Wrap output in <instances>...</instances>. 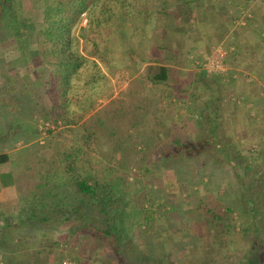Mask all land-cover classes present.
I'll return each mask as SVG.
<instances>
[{"label":"rangeland","instance_id":"374dc122","mask_svg":"<svg viewBox=\"0 0 264 264\" xmlns=\"http://www.w3.org/2000/svg\"><path fill=\"white\" fill-rule=\"evenodd\" d=\"M49 1L9 0L16 18H33L36 29L41 27L39 17L42 8ZM165 1L164 6L163 1L155 5V0H125L122 6L116 5L121 10L107 18L108 24L94 27L98 32L89 34L98 45L93 46L91 40L81 41L80 48L83 49L85 57L96 56L92 59L98 64L100 76L91 84V76L95 73L92 66L87 65L83 77L76 79L74 94L83 92L84 96L78 100L72 98L73 101L68 107L71 118L79 117L75 124H65L63 121L56 124L47 122L31 108L29 110V106L34 103L41 102L46 107L51 104L46 94V80L36 79L33 76L34 70L32 75V69L29 70L30 77H26L25 81L22 79L27 73L25 66L32 64L31 58L19 50L17 40L22 35L18 28L8 29L10 20H1L0 87L4 85L8 89H24L18 94L19 102L11 95L0 94V124L6 127L0 128V153L6 152L12 159L9 167L17 182L16 200L12 202L14 220L29 226L37 225L28 222L30 203L28 205L27 187L31 182L19 177L28 175L35 176L38 181L58 182L63 178L64 154L68 151L78 150V165L85 173L99 179H104L107 175L112 182H119L118 177H121L123 181L119 186L120 190L115 194L114 199L117 200L112 204L124 208L117 215L121 248L117 250L107 239L102 238L101 241L100 235L87 228H84L85 235H70V230L62 227L60 231L66 237L62 236L61 241L64 242L60 243V247L51 248L49 252L44 248L46 258L49 259L51 253L57 264L60 261L62 264H206L208 262L200 259L204 253L202 245L205 243L207 246L206 253L211 246L207 235L205 236L208 229L184 212L194 210L195 203L200 198L216 208L230 206L234 211L232 218L236 222V229L242 227L241 224L249 228L245 234L240 231L232 238L235 243L234 250L237 249L239 253L234 256V252L220 248L217 262L264 264V0H253L257 14H250L251 19H247V22L244 20L246 24L255 21L243 27L248 28L247 32H241L243 35L238 32L234 43H219L223 45L224 52L227 51L222 65L228 70L223 72L211 67V63L221 59V53L210 52L218 44L217 38L212 37L211 41L203 43L196 38V32L191 33V39L188 37V41L179 44L183 47L176 49L181 50L180 53L171 54L173 58H162V53L171 52L169 49L172 38L166 37L169 33L166 26L171 21L169 17L172 8L169 4L174 1L181 3L183 0ZM233 8L232 6L231 10L237 20H243L239 9ZM158 10L166 11L169 16L157 13ZM119 13L126 15L123 23L118 18ZM248 13L250 12L247 11ZM212 22L215 23V20ZM86 25L87 17L84 16L80 26ZM138 25L141 31L135 33ZM207 27L211 29L214 25L210 22ZM75 35L80 36L78 28ZM175 37L173 36L175 41L180 39L179 36ZM199 41L200 47L197 50L195 44ZM227 45L233 46L234 52L230 54ZM254 46L257 47L256 52ZM30 47H35L33 39L30 40ZM199 50L202 51L201 54ZM151 51L155 54L150 60L153 61V67L158 64L169 66L170 75L184 80L185 86L189 81L199 79L205 88L201 93V96L205 95V100L198 98V93L191 92L185 86L174 89L173 100H158L161 103H157L154 113L152 111L157 116V125L162 124L166 109V114L172 116L181 115L183 111V115L191 120L190 127L184 130L186 136L180 135L179 127L172 128L176 122L181 123L180 116L176 122L171 121L169 130L173 129L170 133L174 138L171 142L167 141V144H164V137L161 136L156 137L154 144L147 131L140 127L145 123L144 116L148 114L145 109L148 98L140 97L141 88L136 86L141 79L148 80L149 72H145L148 69L146 67L143 69L144 74L134 77L131 71L132 61L133 58L138 59V55L148 56ZM150 63L144 62L143 65ZM179 68L183 73L176 75L175 69ZM149 71L151 73V68ZM8 75L12 76V84H7ZM26 91L31 94L29 103L27 99H23ZM195 94L197 98L194 97ZM211 96L219 101L212 104L209 99ZM187 101L191 104H186ZM203 101L208 103L203 105ZM22 102L28 109L20 110L15 107L16 103ZM88 103H93L92 108L85 111ZM97 111L108 126L124 123L127 125L128 122L137 124L129 134L113 135L106 130L103 133L98 132L91 141L90 149H86V132L82 124L85 121L92 123V120H88ZM231 112L234 118L230 123L224 114L230 117ZM207 116H215L214 128ZM218 117H222L221 120ZM14 118L18 119L20 126H14ZM192 122L197 129L193 135L188 136L187 133H191L189 130L195 128ZM35 128L37 132L34 133ZM19 131L23 134H19L20 138L17 140ZM206 149L211 151H205ZM222 152L226 154L225 157ZM236 163L237 169H234L232 166ZM250 207L254 211H249ZM110 210L111 207L107 209ZM39 211L44 212L41 209ZM87 214L92 218L95 229L105 227L104 215L96 208L91 207ZM147 214L152 215L154 220L148 223L149 235L146 241L142 238L143 231L147 230L144 222V215ZM41 225L50 227L51 230L55 228L51 223L39 224ZM74 226L71 231H76ZM30 233L35 234L31 231ZM40 234L38 237L46 241V247H52V232L46 231L42 237ZM144 241L145 244L148 243V249H144ZM34 264H44V260L39 259Z\"/></svg>","mask_w":264,"mask_h":264},{"label":"trees","instance_id":"16d2710c","mask_svg":"<svg viewBox=\"0 0 264 264\" xmlns=\"http://www.w3.org/2000/svg\"><path fill=\"white\" fill-rule=\"evenodd\" d=\"M124 1L125 0H50L49 3L42 8L39 17L41 27L36 29L33 18L17 19L11 2H9V0H0V23L1 20L4 21L5 19H9L11 24H9L7 28H18L22 35L21 38L17 40L19 50L21 53L28 55L33 64L29 63L25 66L27 68V73L22 79L25 81L26 77H30L29 70L32 69V75L34 70L35 75L33 76L36 79L46 80V94L51 104L46 107L41 102L34 103L32 106L30 105L31 107L29 106V110L31 108L33 112H36L47 122L55 124L58 121H63L65 124L77 123L79 117L71 118L70 116L72 115H69L70 109L68 108L73 101L72 98H77L76 100H78L84 96L83 92L74 94L77 86L75 83L76 79H81L83 77L82 74L87 65H91L95 73L91 76V84L96 82L98 75L100 76L98 64L92 59L96 56L90 55L92 58L85 57L83 49L80 48V43L82 40L86 39L91 40L93 46L98 45L97 41L92 39L89 34H91V32L92 34L97 33V27L102 24H108L107 18L111 17V14L114 12H119L121 10L120 8H116V5L117 7L122 6ZM161 1H163L162 3L165 6V0H155V5ZM157 13L169 16L166 11L158 10ZM118 15V18L122 19V23L123 19L126 21V15L120 13ZM84 16L87 17V25L85 27L80 26ZM91 27L93 28L91 29ZM77 28L80 31L79 37L75 35ZM138 28L139 25L135 28V33L141 31ZM32 32L34 34H32ZM143 34L144 32L142 30V35ZM31 39H33L35 43L33 49L30 47ZM153 55H155L154 51H151L148 56L143 57L138 55V59L133 58V68L131 69L133 74L139 70L144 62H151L150 64H153V61H150ZM128 58L131 59L130 56ZM157 66V68L156 66L153 67V65L150 66L151 73L153 69H156L155 73H152V76L148 79L152 82H166L169 79L168 67L163 64H158ZM6 81L7 84H12V76L8 75ZM88 82L89 81H87L86 84H88ZM4 87V85L0 87V94L11 95L19 102V98H17L18 94H21L20 91L24 89H15L13 87L8 89ZM30 95V91H26L23 97L24 100H28V103L31 102ZM23 104V102L19 104L16 103L15 107L20 110L25 108L28 109L27 106ZM88 104L89 106L85 111L92 108L93 103ZM2 109L4 108L2 107ZM29 113L31 114V112ZM154 118L157 119V116H154ZM91 120L92 123H87L85 121V123L82 124L86 132L84 137L86 149H90L91 141L96 134L103 133L105 130L108 134L113 135H118V133L129 134L130 130L137 124L128 122L127 125L124 123V125L113 124L108 126L106 125L105 119L102 120V115L99 111L91 115L88 121ZM15 125H21L18 119L14 120V126ZM104 125H106V127H104ZM0 128L6 129V127L1 124ZM8 130L12 132L11 129ZM35 131L37 132L36 128L34 129V133ZM21 133L23 134L21 131L17 133V140L20 138L19 134ZM203 152L205 151H202V153ZM223 155L224 157L226 156L224 153ZM77 157L78 150L68 151L64 154L65 164L63 178L59 179L58 182L50 180L38 181L35 176L28 175L19 177L22 180H27L28 183L31 182L27 187V193L29 195L28 205L30 203L28 206V222L33 224L36 223L37 225L41 223H51L55 225V228L65 227L70 230V235H77L80 233L85 235L84 228H87L97 233V235H100L101 241H103L102 238L107 239V241L114 244L116 249L119 250L122 241L121 231H119L117 225L119 222V217H117V215L121 213L124 208L113 206L112 204L117 200L114 198L115 194L120 190L119 186L123 182L122 178L118 177L119 182H112L107 178V175L104 179H99L94 175L87 174L83 171L82 167L78 165ZM8 160L9 156L6 153H0V164L6 163ZM232 167L237 169V163L233 164ZM13 181L17 184L14 178ZM242 189L244 190V188ZM196 203L194 210L191 212H184L187 213L189 217H193L196 223L206 225L208 229L205 236L207 235V240L210 241L211 246L208 247V252L206 253L207 246H205V243L202 245L204 253L200 260L208 262L206 264H219L216 258L220 248H225L228 252L231 251V253L234 252V256H236L239 251H237V249L234 250L233 245H235V243L232 241V238L234 234L240 231L245 234L249 228L241 224L242 227L236 229V222L232 218L234 211L228 205H226V207L221 206V208H216L209 205L207 200H203L202 198L197 199ZM91 207L96 208L101 215H104L105 227L103 229H95L93 227L91 222L92 218L87 214ZM110 207L111 210L107 211ZM40 209L44 210V212H40ZM250 210L254 211L253 207H250L249 211ZM243 215L244 214H242V217ZM153 220L154 218L152 215H144V222L146 223L147 230L143 231L144 235L142 240L147 241V236L149 235V232H147L148 223ZM245 220L244 222L247 224V219ZM78 222H82V224H77ZM73 224L77 225L74 226ZM72 226H74L76 231H71ZM143 246L144 249H148V243L145 244V241ZM38 260V257L34 255L31 256V264H34ZM62 263L63 262L60 261L58 264ZM137 264H141V262Z\"/></svg>","mask_w":264,"mask_h":264},{"label":"crops","instance_id":"0c3cea01","mask_svg":"<svg viewBox=\"0 0 264 264\" xmlns=\"http://www.w3.org/2000/svg\"><path fill=\"white\" fill-rule=\"evenodd\" d=\"M174 2H171L169 4L170 7L172 8L170 10L171 16L169 17V19L171 18V21H170V24L166 26L169 29L168 30L169 33L166 31L168 33L166 34V37L167 39L172 38L170 49H169L171 52L168 51L165 54L162 53L163 59L167 57L173 58L171 54L180 53L181 50L179 51L176 50L177 48L178 49L183 48V47H180L179 44L182 45L184 41H188L187 40L188 37H190L191 39L192 38L191 33L196 32L195 34L198 35V37L196 38H199L203 43H205L206 41H211L212 37L213 39L215 37L217 38L218 42L217 41L216 42L218 43L217 44L218 46L217 45L216 47L213 46L210 52L212 51V53H215L217 51L218 54L221 53V55H223L221 59V63H223V61L225 60L224 58H226L225 54L227 53V51L225 53L223 49L224 48L223 45H220L219 43H223L224 41H231L234 43V41L236 40L237 33L238 32L244 33L245 31L247 32L248 28L243 29V27H245L249 23L253 24L255 22V21H252V22L250 21L249 23L246 24L247 22L246 20L249 18L251 19L250 16L252 15V13L253 15L257 14V12H255L256 7L253 5L255 4V1L253 0H183V2L181 1V3H177V2L174 3ZM232 6L234 8L239 9L238 10L239 13L242 14L244 17L243 20L242 19L239 21L237 20V16H235L233 11L231 10ZM247 11L250 13L247 14ZM212 20H215V23H213ZM210 22L211 24L214 25V27L211 29H208L207 25H209ZM198 28L203 29V31L198 32V30H200ZM243 33L241 34L243 35ZM246 35L248 37L249 36L251 37L249 33L248 34L246 33ZM173 36H176V37L179 36L180 39L175 41ZM243 38L245 39L246 36L244 35ZM199 45H200V41L198 44L197 43L195 44V47L197 50L200 47ZM209 47L211 46L209 45ZM227 47L228 45L226 46V48ZM229 47H228L229 49L228 52H230L231 54L232 52H234V47L233 46H229ZM185 50H188V48ZM254 50L256 52L257 47H255ZM199 52H200L199 54L202 53V51L200 50ZM150 66L151 64L143 65L142 69L134 73V77H137L140 74L141 75L144 74L143 73L145 70L144 68L146 67H148V69L146 68L147 71L145 70V72L146 73L149 72ZM155 69L152 70V73H155ZM224 69L225 71L228 70L225 67ZM168 70H169L168 71L169 79L166 82H163V81L152 82L150 79L148 80L141 79L138 82V85L136 86L137 88L139 87L141 88L140 97L148 98V102L145 108L147 109L148 114L144 116L143 119L145 123L141 124L140 127L147 131L148 136L151 137L150 141L153 142L154 144L156 143L155 141H157L156 139L157 136L164 137L163 138L164 144H167V141L168 142L173 141L172 139L174 137H172V134L170 132H173V129L175 127L180 128V131H181L180 135L186 136V133L184 130H187L190 127L191 120L183 115V111L181 115L177 114L175 116H172V114H169V113L166 114V112H168L166 110L168 109L165 110L164 116L162 117V124L157 125V123H155L156 119L154 118L152 111L154 113L156 111L157 103H161V102H158V100L159 101H162V100L165 101L168 99L173 100L172 98L175 92L174 89L179 88L180 86L182 87L185 86L184 80L175 79L173 78V75H170L171 69L169 66H168ZM175 70L176 71L174 73L176 75L179 73L180 74L183 73L181 68L175 69ZM207 72H209L208 69H207ZM207 72L205 74H208ZM152 73H149L148 77H151ZM186 74L188 75V72ZM105 75L108 76L107 74ZM128 82L126 83V85L128 84ZM185 87H187L188 90L190 89L191 92L198 93L200 95V97H198L195 94L196 96L194 97L196 98L198 97L203 100L206 99L204 94L203 96H201L202 95L201 93H203L202 91L205 89L204 84L202 83L201 80L196 79L195 81H189L187 83V86ZM211 94L213 95L214 93L211 92ZM102 97H105V96H102ZM209 99L211 100L210 102L212 104L219 101L213 98V96L209 97ZM207 103L208 101L207 102L205 101L203 105H206ZM186 104L189 105L191 103L187 101ZM224 115L226 117L225 119H228V122L231 123V121H233L232 118H234V115L232 112L230 114V117H228V115L226 114ZM179 116H180L181 123L176 122L177 120H179L178 118ZM218 118L221 120L222 117H218ZM208 119L212 121L211 125L214 128L215 124L213 123V121L215 119V116L208 117ZM171 121H175L176 125H173L172 128L173 127L174 128L173 129L171 128V130H169L170 129L169 123H171ZM230 123L228 125H230ZM192 125H194L193 122H192ZM194 127L192 126V128ZM196 129L197 128L195 127L194 129L189 130L191 131L192 134L188 132L187 133L188 136L193 135ZM212 133L214 134L215 131H212ZM176 136L178 137V135ZM153 137H155V139ZM205 151H211V150L206 149ZM3 153H6V152H3ZM10 162H12V159L9 156L8 162L0 164V264H31L32 255L38 257V259H41L42 261L44 260V264H57L55 260L53 261V258H52L53 255L51 253L49 254L50 256L49 259L46 258V255L44 254L46 253V251H44L45 250L44 248H46L47 252H49L51 248L60 247L61 245L60 243L64 242V241H61L62 236L66 237V234L61 233L60 231L61 227L53 228V230H51L50 227H44L43 225L29 226L27 223L22 224L20 223V221L14 220L15 214L13 213V210H12V202L16 200L15 194H16L17 187H16L15 182L13 181V175L9 167ZM30 231L35 232V234L31 235ZM46 231L52 232V237H53L52 247L51 245L50 246L48 245L46 247L45 245L46 241L41 240L40 237H38L39 233H41L40 236L42 237L43 235H45L43 233Z\"/></svg>","mask_w":264,"mask_h":264},{"label":"built area","instance_id":"2783aa9c","mask_svg":"<svg viewBox=\"0 0 264 264\" xmlns=\"http://www.w3.org/2000/svg\"><path fill=\"white\" fill-rule=\"evenodd\" d=\"M220 58L222 59V55H220ZM221 59L219 61H216L215 63H211V67L213 70H217V71H220V72H223L225 71L222 63H221ZM64 264H67L66 262H64Z\"/></svg>","mask_w":264,"mask_h":264}]
</instances>
